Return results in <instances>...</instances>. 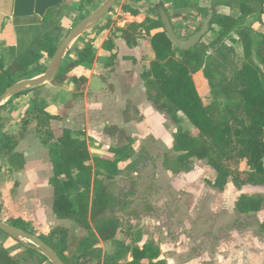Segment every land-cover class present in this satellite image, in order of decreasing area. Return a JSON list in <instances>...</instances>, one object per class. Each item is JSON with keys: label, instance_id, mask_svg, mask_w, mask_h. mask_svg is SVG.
<instances>
[{"label": "trees", "instance_id": "trees-1", "mask_svg": "<svg viewBox=\"0 0 264 264\" xmlns=\"http://www.w3.org/2000/svg\"><path fill=\"white\" fill-rule=\"evenodd\" d=\"M96 1L99 0H81L78 8L83 9ZM199 1L171 0V4L173 9L193 7L197 14L205 17L207 7L199 4ZM234 1L235 4L225 1L223 5L236 8L238 15L220 13L215 7L208 31L214 32L215 38L205 48L198 49L195 45L186 51L175 47L163 30L154 7L149 5V12L155 18H147L150 23L144 30L148 35L153 29L160 30L150 36L154 58L148 69L140 74L146 99L157 112L165 114L173 122L172 148L178 153L174 159L178 167L170 169L187 172L191 170L193 159L204 160L215 171V180L209 183L218 190H222L228 180L239 189L243 186L264 187V31L254 30L247 24V19L255 13L262 22L264 0ZM220 2L217 1L214 5L217 6ZM161 3L164 6L163 0ZM97 7L98 4L94 5L93 10ZM123 9L132 15H138V12L126 5ZM165 9L171 19L169 10L167 7ZM48 23L50 22L43 23L45 28L43 26L42 33L12 60L6 63L0 58V94L24 77L44 72L34 71L32 66L44 54L51 59L59 44H56L59 32L57 24ZM107 27L108 24H105L101 31ZM138 27L139 24L132 23L128 28L114 29L111 36H116L118 32L127 46L134 47L137 45L138 36L135 32ZM198 27L181 36L188 37ZM231 34L236 36L242 47L244 62L228 77L213 62L208 49L213 48L229 64L231 61L226 55L225 40ZM112 45L111 37L105 40L107 50H111ZM94 56V39H90L78 51L76 58L69 60L50 83L59 85L71 79L77 90V84L84 82V77L72 72L79 66L91 63ZM111 57L114 58L115 54ZM198 72L211 93L212 107L203 105L196 90L192 75ZM40 87L16 96H29L26 103L29 106L18 122L16 132L8 131L6 121L0 114V160L6 163L2 165L7 172L24 168L25 157L17 150V146L31 131L29 126L33 123L41 144L48 151L51 164L52 174L48 182L53 194L52 211L58 219L71 220L87 233L75 238L66 226L57 225L46 233L36 234L32 226L22 219L10 218L6 222L38 236L57 252L65 264H167L161 258V249L155 241L147 240L139 245L140 236L135 234L130 242L116 238L121 227L115 211L119 199L111 192L106 181L118 176L121 172L119 163L131 157L133 139L124 146L110 147L109 154L95 156L90 162L87 142L81 137L82 131L75 135L71 129L62 128L59 133H55L52 122L58 120L59 116L47 111V101L44 98L32 94ZM130 110H133L132 114L140 113L137 108L128 104L123 111L125 121L142 118L140 115L131 116L128 114ZM179 113L190 122L193 130L182 125L183 118ZM104 132L109 135H124L114 125L106 126ZM242 153L249 155L250 159L245 167H241ZM263 207V195L241 194L234 211L238 217L249 216ZM3 219L4 214L0 208V220ZM257 225V234L263 236L264 222H258ZM0 233L3 232L0 230ZM100 241H111L114 244L113 253L103 255ZM21 246L28 256H34V264L49 263L39 252L22 244ZM26 259L27 257L23 258ZM0 264L21 263L0 245Z\"/></svg>", "mask_w": 264, "mask_h": 264}, {"label": "rangeland", "instance_id": "rangeland-1", "mask_svg": "<svg viewBox=\"0 0 264 264\" xmlns=\"http://www.w3.org/2000/svg\"><path fill=\"white\" fill-rule=\"evenodd\" d=\"M104 1H96L83 9L77 6L71 9L67 14L68 20L65 26L58 32L57 44L69 29L83 19L88 12L93 11L94 5L99 6ZM217 1H221L215 6L218 12L224 14L231 12L233 15H238L236 8L223 5L225 1L235 4L234 0H216L215 4ZM163 2L173 19L174 30L179 35L189 34L204 19L193 7L179 13L177 9H173L171 0H163ZM209 2L210 0H200L198 3L208 7ZM125 5L123 0H118L95 28L86 32L81 38L98 35L105 24H108V27L104 33L108 35V30L120 28L125 16L117 17L116 9L125 11L123 9ZM148 12V7L141 12L145 20L135 32L139 38L147 39L142 31L150 23L147 21ZM261 21L255 13L247 19V24L254 30L264 31V13ZM130 24H126V28ZM215 35L212 31L208 32L197 44V48L207 47ZM103 38L100 37V40L102 41ZM226 41L225 51L231 61L229 64L221 55L215 53L213 48L208 49V54L213 62L230 77L244 62V56L242 47L234 34L230 35ZM137 44L142 46L141 41ZM97 55L100 58V54H96V57ZM142 58L143 61L151 59L148 53L142 55ZM49 62L50 59L44 57L32 66V69L45 71ZM62 65L65 66L66 62L63 61ZM35 74L32 73L23 79L34 77ZM140 84L142 83L139 78V89L129 98L138 105L140 112L138 115L142 118L124 125V135L118 134L113 137L104 135L103 127L116 121L118 111L109 112L104 102L97 100L93 108H81L84 105L82 103L81 107L75 108V115L67 121L62 120V115L69 109L71 100L59 104L55 100L58 98L57 90L50 86L40 87L32 94L41 98L45 97L50 103L54 99L56 102L50 107L52 112L55 111L54 106H60L55 111L59 118L52 122L56 134L66 126L70 127L75 135H79L80 131L83 132L81 137L87 142L90 162L95 156L109 153L110 147L124 146L131 138L133 139L131 157L119 163L121 172L118 176L106 181L111 192L119 199L115 206L121 221L117 239L130 242L135 234L140 236L139 245L147 240H153L161 249V258L169 264H264V234L263 236L257 234L259 230L257 223L264 222V207L249 216L238 217L234 211L235 203L241 194L264 196V187L243 186L239 189L228 180L225 187L218 190L209 183L215 180V171L204 160L193 159L191 170L187 172L179 169L171 170L170 168L178 167L174 162L178 153L172 148L173 122L165 114L151 108L145 100ZM85 85L86 82H79L76 91L83 90ZM94 86L99 90L103 88L107 93L114 91L112 83L108 81ZM199 92L203 105L212 107L213 99L207 86ZM28 98V95L20 98L15 96L0 110L9 132L18 130V122L29 106L26 104ZM131 112L133 110H130L128 114L138 116ZM179 115L183 118L182 125L193 130L190 122L181 113ZM29 128L31 131L17 146V150L25 154L24 169L7 172L2 165L6 163L0 160V169L2 168L0 170V208L4 213V219L24 218L32 224L36 234L46 233L51 227L59 224L65 225L75 238L86 234L87 231L79 228L73 221L59 220L55 217L51 208L52 189L48 183L52 174L48 151L41 144L33 123ZM241 156V167H245L250 161L249 155L242 153ZM91 228L93 229L92 225ZM0 245L6 248L11 256L19 258L21 264L35 263L34 256H28L20 242L5 233H0ZM99 245L103 255L112 254L114 251V244L111 241H100ZM23 256L27 259L22 260Z\"/></svg>", "mask_w": 264, "mask_h": 264}, {"label": "crops", "instance_id": "crops-1", "mask_svg": "<svg viewBox=\"0 0 264 264\" xmlns=\"http://www.w3.org/2000/svg\"><path fill=\"white\" fill-rule=\"evenodd\" d=\"M80 2L81 0H0V58L7 63L12 60L20 51L26 49L31 44V42L42 33L45 28L43 23L45 22H50L51 24L53 23L55 25L57 24L60 32V30L65 26V23L68 20V12L71 9H74L76 6L78 7L80 5ZM123 3H125L134 11L138 12V15H132L130 12L123 11L122 9L117 8L116 16H125L120 28H126V24L128 23H138L141 27L143 25L142 22L145 20L141 12L145 11L146 7L150 5L148 1L140 0L138 2H135L133 0H123ZM177 10L179 13H182L185 9ZM227 14L232 13L230 12ZM147 16L151 18V20H154V15L152 13L148 12ZM171 21L174 27L173 19H171ZM95 26L90 30H93ZM105 30L106 29L102 30L100 33H98L97 31L96 33H98V35L86 39L81 38L85 34L84 33L69 46L68 50L65 53V55H67L66 59L63 58V61L66 62V64L69 60H74L76 58V54L84 46V44L88 40L94 39L95 56L93 61L85 66H79L72 72L77 76L83 75L84 82H86L85 88L83 90L76 91L74 88L75 86L71 82V79L65 81V84L55 85L49 82L46 86H44V84L41 87L50 86L52 87V89H56V97L58 98H55V100L59 104L63 101L65 102L67 100H71L69 109H67L62 115V120L66 119L68 121L73 115H75V108L81 107L82 103H84V105H82L81 108H93V105L98 100L106 104L105 108L108 109L109 112L118 111V117L116 118V121H113L106 126L114 125L117 126L119 130L123 131L124 125L131 122L125 121L123 117V111L127 107V105L129 104L139 110L138 105L132 102L129 96L135 95L136 90L139 89V78L141 80L140 74L143 72V70L148 69L150 61L154 58V52L150 45V36L160 29L151 30L150 35H148L145 30H143L142 32L147 37V39L137 37V41L142 42L141 47L138 44L134 47H129L127 46L126 42L120 37V33L117 32L116 36H111L113 30H108L109 35L104 33ZM100 37H104L102 41L100 40ZM110 37L113 41V48L111 50H107V47L105 46V40H108V38ZM57 41L58 36L56 39V44ZM146 46L150 48V51ZM98 53L100 54V58L98 57V55L96 57V54ZM145 53H148L151 59H146V61H143L142 55H145ZM112 54H115L114 58L111 57ZM44 57L47 58L45 54L43 55V58ZM192 78L198 92L201 91V89L206 88L205 81L202 78L200 72L193 74ZM105 81H108V83H112L114 89L113 93H107L103 88L99 90L96 86H94L95 84L103 83ZM141 83L142 84H140V87L142 86L145 100L151 106V108H153L151 103L146 99L145 88L143 86L142 80ZM199 94L201 93L199 92ZM45 100L47 101V111L51 114L57 115L55 111L58 110L60 106H54L55 111L53 108L54 112H52L50 110V107L52 106L51 104H55L54 102L56 101H54L53 99L50 103L48 99L45 98ZM106 126L103 127L104 135H107L109 137L117 135V133H115L114 135L106 134L104 132ZM65 128L71 129L68 126H66ZM26 136L27 135H25V137ZM17 218L29 223V221L25 220L24 218L11 217V219ZM8 219L10 218H5L3 219V221H8ZM30 225L32 226V224ZM24 257L25 256L22 257V260Z\"/></svg>", "mask_w": 264, "mask_h": 264}, {"label": "water", "instance_id": "water-1", "mask_svg": "<svg viewBox=\"0 0 264 264\" xmlns=\"http://www.w3.org/2000/svg\"><path fill=\"white\" fill-rule=\"evenodd\" d=\"M117 1L118 0H105L96 9L76 23L59 42L43 73L31 78L21 79L7 87L0 94V110L5 103L13 97L51 82L58 75L62 67L63 58L69 46L80 36L93 28L110 11ZM147 1L154 7L155 13L163 24V30L166 32L167 37L172 41L175 47L183 51L193 48L208 33L213 18V11L215 10L214 4L216 2V0H210L207 13L197 30L188 37H183L174 30L171 19L161 1ZM0 230L11 238L19 241L25 247L33 249L45 256L50 264H65L57 252L38 236L23 231L3 220H0Z\"/></svg>", "mask_w": 264, "mask_h": 264}]
</instances>
